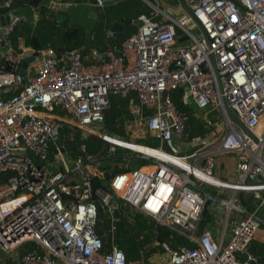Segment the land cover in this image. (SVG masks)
<instances>
[{"label": "built area", "instance_id": "1", "mask_svg": "<svg viewBox=\"0 0 264 264\" xmlns=\"http://www.w3.org/2000/svg\"><path fill=\"white\" fill-rule=\"evenodd\" d=\"M13 1L0 0V19L8 18L0 25V175L13 173L0 181V264H154L151 257L127 263L115 235L121 208L130 225L136 215L154 221L151 246L162 247L156 257L166 264H261L248 248L264 229V0H184L193 31L155 7L118 47L88 56L23 42L13 49L10 34L38 21L35 6ZM115 1L48 0L47 7L103 10ZM111 95L136 98L130 118L116 125L121 137L101 131ZM192 116L207 132L190 140ZM63 126L121 157L124 171L109 173L108 191L92 186L104 173L84 145V155L68 162ZM142 137L155 143L141 146L149 152L132 148ZM226 156L235 158L233 170L221 175L218 158ZM98 209L108 218L107 248ZM206 217L223 221L217 235L201 227Z\"/></svg>", "mask_w": 264, "mask_h": 264}, {"label": "trees", "instance_id": "2", "mask_svg": "<svg viewBox=\"0 0 264 264\" xmlns=\"http://www.w3.org/2000/svg\"><path fill=\"white\" fill-rule=\"evenodd\" d=\"M67 1V0H65ZM77 0V3H80ZM48 0H14L12 7H23V5H33L38 10V21L34 26L30 24H24L16 28L8 37V42L17 50L20 42L29 48L36 51L44 49H53L54 51L64 50L73 51L79 50L83 56H88L91 50L102 51L107 46L108 30L112 23L122 22L125 18H131L132 24L125 28L124 39L135 33V22L138 16L144 14L149 15L151 10L141 0H117L112 4H108L103 10H95L94 18H88L84 15L77 17L75 15L76 5H70L64 10H49L47 7ZM6 10L2 12L5 13ZM89 20V22H88ZM93 21V23H92ZM88 22V23H87ZM92 23V24H89ZM120 43H114L109 45V49L118 47ZM175 103H178L177 97L173 98ZM132 102L136 101L134 96L128 99L119 98L116 95L110 96V108L105 113V130L108 134L117 137L124 136L121 129L117 130L116 125L121 124L124 119L130 118L128 106ZM75 132V133H72ZM207 130H205L199 122L194 118H190L189 126L186 129V134L189 139L192 140L198 136H205ZM71 134H73L71 138ZM67 139L66 141H64ZM61 144L64 145L66 150V159L68 162L76 160L80 156L84 155L81 151V146L86 147L85 154L95 156L96 162H99L98 171L103 172L104 175L101 179L94 177V187L103 188L108 191V181L110 178L109 173H117L124 171L119 168L117 164L121 162L120 156L108 155L107 145L101 140L94 138H88L82 140L78 130H72L67 126H63L61 130ZM137 144L140 146L151 145L155 146V143L147 141L145 137H142ZM136 148V147H135ZM144 151V150H143ZM133 157V156H131ZM146 161H137L136 166L147 165ZM94 169V168H93ZM95 170V169H94ZM99 224L97 231L101 235L104 248H107L108 240L103 237V234L109 227L108 218L105 213L98 209ZM128 208H121L118 210V215L121 221L125 224V230L121 233L119 239H116V243L119 248L124 252L127 263H135L140 258L145 260L149 257H153L156 254L162 253V247H152L154 234H152L149 228V220L142 215H136L134 224H128ZM204 224V223H203ZM168 231L162 228L156 229L157 237L162 243L168 241ZM263 236V238H262ZM255 239L264 243V232H258L255 235ZM178 244H185L181 238H175ZM251 245L255 248V256L260 259L261 264H264V245L258 242H252ZM34 248L31 243L24 246V252H28Z\"/></svg>", "mask_w": 264, "mask_h": 264}, {"label": "water", "instance_id": "3", "mask_svg": "<svg viewBox=\"0 0 264 264\" xmlns=\"http://www.w3.org/2000/svg\"><path fill=\"white\" fill-rule=\"evenodd\" d=\"M145 5H148L150 8H155V5L152 4L149 0H141ZM181 6L184 8V10L186 11V13L190 12L189 9L187 8L186 4L184 3V0H179ZM8 21V18H1L0 19V25L3 26L5 25V23ZM132 24V19L131 18H125L122 22H114L111 24V26L109 27L108 30V36H107V46H105L102 51H106L109 47V45L114 44V43H121L124 40V32H125V28L128 27L129 25ZM181 30L180 29H176V35L179 36L178 40L182 41L184 39V37H180L181 36ZM194 36H198L199 32H194L193 33ZM5 40H1V44L2 46H4ZM57 52L59 53H63L64 50H58ZM33 60L32 57L26 58L24 60H21L19 62L18 68L20 71L24 72L27 68V65L29 63H31ZM119 97V96H118ZM9 176H13V173L11 172H4L0 175V181L1 182H5L7 177ZM112 204L113 206L116 205V198L112 197ZM114 215L115 218L117 219V222L115 223V235L116 238L119 239L121 236V233L125 230V224L123 221L120 220L119 215L117 213V211H114ZM149 228L153 233H155V223L154 221L150 220L149 221ZM249 254L251 256H254L255 254V248L253 246L249 247ZM252 264V263H251Z\"/></svg>", "mask_w": 264, "mask_h": 264}, {"label": "rangeland", "instance_id": "4", "mask_svg": "<svg viewBox=\"0 0 264 264\" xmlns=\"http://www.w3.org/2000/svg\"><path fill=\"white\" fill-rule=\"evenodd\" d=\"M150 2H152V4L155 5V7L159 8V10H163L164 12L168 13L169 15L173 16L178 22H180L182 25H184V27H186L188 30H191L193 31L194 30V27L192 25V22H191V19L189 18L188 13L184 12V11H181V4L179 2V0H149ZM150 10L152 8H150L148 5H146ZM21 15L27 17L28 20H30L32 18V14L28 11V10H21L19 12ZM95 13V10L92 8V7H76V10H75V15L78 17H81L84 15L87 16L88 18H94L95 15H93ZM89 22V20H88ZM87 22V23H88ZM93 23V21H92ZM92 23H89V24H92ZM36 74V70H33L30 72V76H34ZM101 131H103L104 133H108V131H106L105 129H101ZM112 136L116 137L115 135L112 134ZM122 139V138H121ZM125 141H130L128 139H124ZM132 143H135V144H142L143 142H138V141H130ZM146 146V145H145ZM173 146L175 148H179L180 144L178 141L174 140L173 141ZM194 146L190 144V146H186L185 144H183L181 146V149L183 151L189 149H193ZM263 213H261L262 215ZM214 222L215 223H222V220H218V219H214ZM259 231H262V230H259ZM258 231V232H259ZM257 232V233H258ZM263 238V236H262ZM154 264H157L159 262L158 259H154L153 260Z\"/></svg>", "mask_w": 264, "mask_h": 264}, {"label": "crops", "instance_id": "5", "mask_svg": "<svg viewBox=\"0 0 264 264\" xmlns=\"http://www.w3.org/2000/svg\"><path fill=\"white\" fill-rule=\"evenodd\" d=\"M192 118H194V120L197 122V119L194 117V116H192ZM190 122V121H189ZM188 126H189V124H188ZM187 126V127H188ZM198 137H200V136H198ZM202 137V136H201ZM136 147V148H135ZM134 150H138V151H142V152H149V151H147V150H145L144 148H142L141 146H137V145H134V147H132ZM144 150V151H143ZM219 159V167H218V173L219 174H221V175H225V174H227L228 172H231L232 170H233V165H234V159L235 158H233V157H221V158H218ZM227 163V164H226ZM211 220H209V218H204V220L202 221V223H201V227L202 228H208V230L210 231V232H212L214 235H217V233L215 232V230H214V227H219V225L220 224H222L223 223V221H222V223H216V224H212L211 222H210ZM204 223V224H203ZM230 227V226H229ZM228 227V228H229ZM263 232H264V229H261ZM262 231H259V232H262ZM254 242V241H253ZM255 242H258V243H260V244H263L264 245V243H262V242H260V241H258V240H256L255 239ZM250 246H253V245H250ZM248 251H249V248H248ZM157 255V254H156ZM156 255H154L153 257H151V259H150V262H152V263H154L153 262V260L154 259H158L159 260V262L157 263V264H166L165 262H164V260H163V258H160V257H156ZM141 259V258H140ZM138 261V260H137ZM136 261V262H137Z\"/></svg>", "mask_w": 264, "mask_h": 264}, {"label": "bare ground", "instance_id": "6", "mask_svg": "<svg viewBox=\"0 0 264 264\" xmlns=\"http://www.w3.org/2000/svg\"><path fill=\"white\" fill-rule=\"evenodd\" d=\"M149 168H145V170H148Z\"/></svg>", "mask_w": 264, "mask_h": 264}]
</instances>
